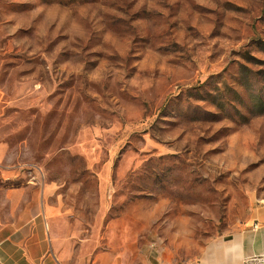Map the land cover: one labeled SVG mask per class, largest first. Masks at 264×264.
Returning a JSON list of instances; mask_svg holds the SVG:
<instances>
[{"label":"rangeland","instance_id":"rangeland-1","mask_svg":"<svg viewBox=\"0 0 264 264\" xmlns=\"http://www.w3.org/2000/svg\"><path fill=\"white\" fill-rule=\"evenodd\" d=\"M33 185L60 264L229 241L264 204V0H0V200Z\"/></svg>","mask_w":264,"mask_h":264},{"label":"crops","instance_id":"crops-1","mask_svg":"<svg viewBox=\"0 0 264 264\" xmlns=\"http://www.w3.org/2000/svg\"><path fill=\"white\" fill-rule=\"evenodd\" d=\"M0 204V264H60L49 236L43 194L35 185L8 190ZM212 254V255H211ZM142 257V255H141ZM129 259L127 253L97 256L96 264H175L160 258ZM264 261V204H256L229 241L215 242L195 264H252ZM178 264V263H177Z\"/></svg>","mask_w":264,"mask_h":264}]
</instances>
